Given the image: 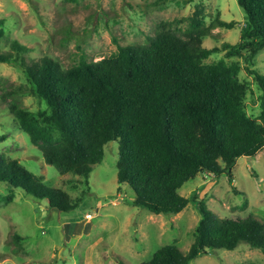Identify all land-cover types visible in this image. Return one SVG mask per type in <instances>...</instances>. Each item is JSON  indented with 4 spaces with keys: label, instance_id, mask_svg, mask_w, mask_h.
Returning <instances> with one entry per match:
<instances>
[{
    "label": "trees",
    "instance_id": "1",
    "mask_svg": "<svg viewBox=\"0 0 264 264\" xmlns=\"http://www.w3.org/2000/svg\"><path fill=\"white\" fill-rule=\"evenodd\" d=\"M238 2L247 12V27L237 43L225 42L222 48L206 47L205 36L238 22L217 18L207 25L200 4L190 15L162 21L146 43L120 45L99 60L83 55L64 66L50 55L28 58L31 48L19 40L9 50L0 47V62L19 66L27 77L26 84L0 88V95L22 130L41 146L46 162L62 174L86 177L89 184L105 146L118 141V180L133 188L134 204L176 214L196 202L202 217L189 249L165 244L138 264H189L209 249L234 250L242 243L264 252L263 220L252 214L221 217L205 199L180 192L205 171L226 174L233 184L237 159L264 148V73L247 67L260 89L258 116L248 113L249 82L240 77V59L250 64L264 48V0ZM6 19H0V36ZM182 22L189 25L183 34L172 28ZM221 49L240 59L205 61ZM23 94L39 97L47 107L27 108L18 100ZM0 181L14 192L47 199L60 212L80 201L15 157L0 156Z\"/></svg>",
    "mask_w": 264,
    "mask_h": 264
},
{
    "label": "rangeland",
    "instance_id": "2",
    "mask_svg": "<svg viewBox=\"0 0 264 264\" xmlns=\"http://www.w3.org/2000/svg\"><path fill=\"white\" fill-rule=\"evenodd\" d=\"M199 4L205 9L207 25L217 18L238 22L233 28L215 27L204 38L206 47L222 48L225 42L241 39L248 15L238 0H0V19L7 18L1 26L0 47L9 50L12 41L19 40L31 48L28 58L50 55L64 66L78 63L83 55L99 60L120 45L146 43L162 21L190 15ZM188 27L187 22L172 26L182 34ZM222 59L240 58L221 49L205 61ZM240 60V77L250 88L247 110L258 116L260 89L247 67L264 73V48L252 63ZM26 83L22 68L0 62V88ZM18 100L34 111L47 107L32 94ZM1 155L20 159L44 182L80 201L73 210L60 212L50 208L47 199L20 189L14 192L0 181V264H138L160 246L176 243L186 251L195 239L202 217L195 201L176 214L153 213L132 202L135 191L118 180V141L105 146V157L95 165L87 184L86 177L62 174L46 162L41 146L22 130L0 95ZM234 174L231 184L226 174L205 171L180 192L205 199L221 217L252 214L264 221V148L254 157H239ZM189 264H264V252L242 243L234 250L209 249Z\"/></svg>",
    "mask_w": 264,
    "mask_h": 264
},
{
    "label": "built area",
    "instance_id": "3",
    "mask_svg": "<svg viewBox=\"0 0 264 264\" xmlns=\"http://www.w3.org/2000/svg\"><path fill=\"white\" fill-rule=\"evenodd\" d=\"M88 217H92V214L91 213H88Z\"/></svg>",
    "mask_w": 264,
    "mask_h": 264
},
{
    "label": "water",
    "instance_id": "4",
    "mask_svg": "<svg viewBox=\"0 0 264 264\" xmlns=\"http://www.w3.org/2000/svg\"><path fill=\"white\" fill-rule=\"evenodd\" d=\"M110 143L112 144V143H114V141L112 140Z\"/></svg>",
    "mask_w": 264,
    "mask_h": 264
}]
</instances>
